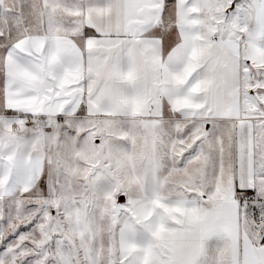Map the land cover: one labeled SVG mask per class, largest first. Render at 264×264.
<instances>
[{
  "label": "snow or ice",
  "instance_id": "snow-or-ice-1",
  "mask_svg": "<svg viewBox=\"0 0 264 264\" xmlns=\"http://www.w3.org/2000/svg\"><path fill=\"white\" fill-rule=\"evenodd\" d=\"M0 264H264V0H0Z\"/></svg>",
  "mask_w": 264,
  "mask_h": 264
}]
</instances>
